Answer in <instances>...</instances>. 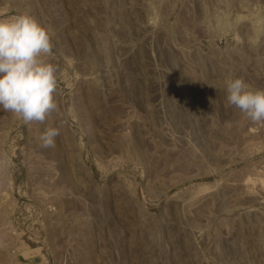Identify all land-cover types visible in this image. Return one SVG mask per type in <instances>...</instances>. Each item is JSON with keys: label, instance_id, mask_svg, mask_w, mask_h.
<instances>
[{"label": "rangeland", "instance_id": "374dc122", "mask_svg": "<svg viewBox=\"0 0 264 264\" xmlns=\"http://www.w3.org/2000/svg\"><path fill=\"white\" fill-rule=\"evenodd\" d=\"M22 13L57 110L0 108V264H264V123L225 85L264 89V0H0Z\"/></svg>", "mask_w": 264, "mask_h": 264}, {"label": "clouds", "instance_id": "9594fccd", "mask_svg": "<svg viewBox=\"0 0 264 264\" xmlns=\"http://www.w3.org/2000/svg\"><path fill=\"white\" fill-rule=\"evenodd\" d=\"M54 34L28 13L0 20V108L24 124L44 123L57 110L59 68L47 60ZM225 85L228 105L251 122L264 123V89L253 88L243 77H230ZM59 135L60 127H46L41 147H54Z\"/></svg>", "mask_w": 264, "mask_h": 264}]
</instances>
